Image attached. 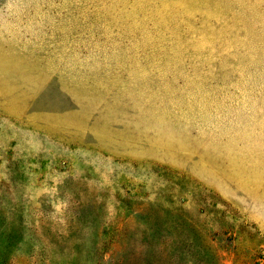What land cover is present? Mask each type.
I'll list each match as a JSON object with an SVG mask.
<instances>
[{
    "label": "rangeland",
    "instance_id": "1",
    "mask_svg": "<svg viewBox=\"0 0 264 264\" xmlns=\"http://www.w3.org/2000/svg\"><path fill=\"white\" fill-rule=\"evenodd\" d=\"M0 264H264V0H0Z\"/></svg>",
    "mask_w": 264,
    "mask_h": 264
}]
</instances>
